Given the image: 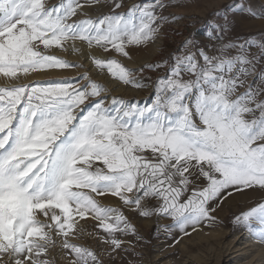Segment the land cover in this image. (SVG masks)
Returning a JSON list of instances; mask_svg holds the SVG:
<instances>
[{
    "label": "snow or ice",
    "instance_id": "snow-or-ice-1",
    "mask_svg": "<svg viewBox=\"0 0 264 264\" xmlns=\"http://www.w3.org/2000/svg\"><path fill=\"white\" fill-rule=\"evenodd\" d=\"M91 6L111 11L91 18ZM173 6L143 0L118 13L123 0H0V76L11 82L0 86V264H56L58 247L70 264H103L69 239L76 217L97 220L112 252L124 243L117 233L136 229L97 197H116L143 217H170L169 228L189 235L188 228L214 224L229 198L264 193V38L227 37L234 6L214 13L203 42L189 34L178 51L139 69L88 53L123 85L152 84V102L143 106L105 95L109 88L86 73L20 82L83 67L48 53L55 46L83 54L76 41L131 59L130 46L154 42L177 19L164 14ZM160 70L155 81L136 77ZM235 222L264 244V202Z\"/></svg>",
    "mask_w": 264,
    "mask_h": 264
},
{
    "label": "rangeland",
    "instance_id": "rangeland-1",
    "mask_svg": "<svg viewBox=\"0 0 264 264\" xmlns=\"http://www.w3.org/2000/svg\"><path fill=\"white\" fill-rule=\"evenodd\" d=\"M57 2L58 0H49V3L52 4ZM142 2L143 0H123V7L115 11L126 12L133 4ZM171 3L177 6L169 7L164 14L174 15L177 19L165 24L154 42L146 46H130L128 50L131 59L123 57L115 51L105 52L103 48L99 47L90 49L82 41H76V46L82 50L83 54L65 52L53 46L48 50L49 54L82 64L83 67L52 70L53 73L49 76L33 81L78 80L82 74L86 73L92 80L109 88V93L105 95L123 98L126 102H136L143 106L145 103L152 102L154 91L152 84L139 89L123 85L112 77L107 68H97L92 60L87 58L88 53L91 52L94 56L102 59L114 58L129 69H139L146 64L168 58L171 53L179 50V46L189 34H194L198 41L203 42L205 34L218 20L214 13L227 11L229 6H234L228 15L235 21L233 30L227 34L229 39L243 41L249 37L258 40L264 38V0H171ZM241 7L254 10L257 16L253 18L246 12H240ZM110 11V8L106 6H91L85 9L87 16L91 18L100 17ZM210 54L216 55L217 53L212 51ZM164 74L163 70L145 71L142 74L137 73L136 77L147 76L155 81L158 76ZM82 83H86V81ZM5 85L0 83V86ZM97 199L105 207L123 211L136 229L135 235L117 233V238L124 243L120 250L112 252L110 245L101 239L105 233L99 228L97 220L93 219L91 215L85 219L76 217V234L70 236L69 239L73 243L95 251L103 264H243L244 262V264H251L250 262L258 257L259 249L264 253V244L260 242L248 246L253 239L250 230L243 224L235 222L237 215L264 202V193L259 191H249L245 195H235L233 198H229L214 214L216 216L214 224L201 225L195 231L188 228L189 235H183L178 229L169 228L168 226L174 223L170 217H143L134 208L126 207L122 201L110 195L97 197ZM156 203L157 201L153 200L149 202V206ZM37 218L44 219L39 215ZM252 223L255 226V221ZM247 247V258L244 259L245 255L241 253L242 249ZM51 256L55 258L56 264H70L72 259L59 247L51 252Z\"/></svg>",
    "mask_w": 264,
    "mask_h": 264
},
{
    "label": "bare ground",
    "instance_id": "bare-ground-1",
    "mask_svg": "<svg viewBox=\"0 0 264 264\" xmlns=\"http://www.w3.org/2000/svg\"><path fill=\"white\" fill-rule=\"evenodd\" d=\"M53 73V71L52 70H49V71H46V72H40V73H32L29 77H28V79H26V80H22V81H20L21 83H26V82H30V81H33V80H36V79H40V78H43V77H46V76H49L50 74H52ZM0 83H3V84H8V83H11V82H9V81H7L6 80V78H4V77H2V76H0ZM256 243H259L257 240H255V239H252V241L248 244V246L250 247V246H252V245H254V244H256ZM247 251H248V247L247 248H243L242 249V253L241 254H243V255H245L244 256V259H246L247 257H246V253H247ZM264 253H263V250H261V249H259V251L257 252V258L256 259H253L250 263L251 264H264V255H263ZM254 257H256V256H254ZM245 263V262H244ZM243 263V264H244Z\"/></svg>",
    "mask_w": 264,
    "mask_h": 264
}]
</instances>
